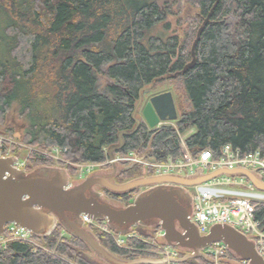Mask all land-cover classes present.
<instances>
[{
	"label": "trees",
	"instance_id": "1",
	"mask_svg": "<svg viewBox=\"0 0 264 264\" xmlns=\"http://www.w3.org/2000/svg\"><path fill=\"white\" fill-rule=\"evenodd\" d=\"M188 2L195 13L185 19L186 32L164 36L175 15L165 0H0V122L17 104L28 121L24 143L64 149V158L74 163L105 161V149L118 141V133L135 125L139 91L191 60L197 29L212 9L195 46L194 66L152 87L173 83L182 97L175 126L150 129L140 123L117 153L137 151L157 162L184 158L178 134L191 129L183 142L193 157L209 150L216 158L226 144L241 154L264 155V0ZM229 14L237 16L234 25L225 20ZM157 27L162 32L153 35ZM103 66L107 81L100 84ZM42 96L46 107L40 110ZM29 163L26 171L52 161L35 151ZM62 230L56 225L50 235L38 237L54 253L10 241L0 247V264H72L59 256L73 264H98L84 256L82 240L59 237ZM95 234L122 259L149 256L143 252L149 245L139 238L128 239L135 248L129 250ZM200 258L177 264H209Z\"/></svg>",
	"mask_w": 264,
	"mask_h": 264
},
{
	"label": "water",
	"instance_id": "2",
	"mask_svg": "<svg viewBox=\"0 0 264 264\" xmlns=\"http://www.w3.org/2000/svg\"><path fill=\"white\" fill-rule=\"evenodd\" d=\"M217 1H215L214 6ZM211 11L197 29L190 48L191 60L173 74H166L151 81L150 85L139 91V98L134 105L132 118L135 125L130 130L118 133V141L106 150V156L113 159L114 154L124 145V136L136 131L144 121L149 127H156L160 121L176 120L177 112L171 91L152 95L141 107V116H136L142 104V93L150 90L156 81L184 74L196 62L195 46L209 21ZM12 156L0 157V234L7 223L13 222L29 229L32 233L46 237L52 233L57 223L72 236L82 240L93 254L109 264H164L165 259L137 258L122 259L105 248L96 236L83 226L81 214L92 219L106 218L111 229L118 234H125L136 224L148 226L156 219L163 238L172 247L187 248L190 253L180 258H173L175 263L200 256L202 250L211 243L221 241L238 258L247 264H264L253 241L242 232L227 224H214L207 234L201 235L197 227L189 221L190 210L178 200V195L190 196L184 187H189L221 174H241L258 190L264 191V182L254 172L245 168L218 169L193 176L177 174L152 175L117 184L107 180L111 174L88 176L81 182L68 187L69 175L66 169L55 166H40L26 173L15 167ZM99 184L114 193L130 191L137 187L149 186L138 193L132 203L117 207L100 199L99 194L89 193L93 185Z\"/></svg>",
	"mask_w": 264,
	"mask_h": 264
},
{
	"label": "built area",
	"instance_id": "3",
	"mask_svg": "<svg viewBox=\"0 0 264 264\" xmlns=\"http://www.w3.org/2000/svg\"><path fill=\"white\" fill-rule=\"evenodd\" d=\"M172 126L175 125L172 124ZM179 137L181 138L180 135ZM7 142L12 143V140L8 139L6 134L0 133V156L8 155V152L5 151ZM17 144L20 145V143ZM182 146L186 154L184 158L173 159L169 157L166 161L157 162L145 156H136L133 151H130L124 154H115L113 159L106 158L105 163L142 164L148 167L155 175L177 174L193 176L198 171L204 174L218 169L245 168L254 172L264 182V155L258 150L241 154L238 150H233L229 144H226L222 147L221 154L216 158L212 156L209 150H203L199 155L193 157L186 150L183 140ZM49 150L50 152L46 150L39 152L59 162L66 161L63 157H59L62 149L52 147ZM68 163L79 167L81 175L84 172L83 169L87 173L104 162ZM14 165L17 168L23 167V164L18 163L16 159ZM190 188L192 208L188 219L197 227L201 235L207 234L214 224L230 225L254 242L257 252L264 260V191L256 189L241 174H221L202 183L194 184ZM258 212H261V216H258ZM81 219L87 227L110 234L111 229L105 218L94 220L87 214H81ZM128 237H134V235L128 234ZM37 240L38 237L29 229L18 226L15 223H8L0 234V247H5L10 241H22L29 245H37ZM113 240L118 247L133 249L132 246L125 247L122 242H119L114 237ZM153 247L156 246L153 244ZM145 250L143 249V251ZM204 250L215 264H219L221 260H226L228 257L233 258L237 262L247 264L246 261L237 258L221 241L210 244ZM159 252L157 249L150 250V253ZM174 255L175 253L169 250V252L163 253L162 259H165L167 264H176L171 261Z\"/></svg>",
	"mask_w": 264,
	"mask_h": 264
},
{
	"label": "rangeland",
	"instance_id": "4",
	"mask_svg": "<svg viewBox=\"0 0 264 264\" xmlns=\"http://www.w3.org/2000/svg\"><path fill=\"white\" fill-rule=\"evenodd\" d=\"M160 1H163V0H160ZM165 1H168V4L171 6L172 10L175 12V15L172 17V24H171L170 28L168 30L164 31L165 32L164 36H169V35H172V34H178V35L182 36V34H184L186 32L185 31V26L187 28L189 26V22L186 21L185 19L188 18L187 17L188 14H194L195 13L194 6L192 5V3L188 2V0H165ZM177 17H179V22L177 21ZM182 17H184V18H182ZM193 20H195V19H193ZM225 20H226L227 23H229L231 25H234L237 22V16H235L234 14H229L225 18ZM199 21L195 22V24H196L195 27L199 26ZM159 30H161L160 27H157V29L152 34L153 35H155V34L158 35L159 32H162V31H159ZM106 67L107 66H103L102 69H101V73L98 74V81H99L100 84H103L105 81H107V77L105 76ZM172 84L173 83L164 82V83H161L158 86H156V88L154 90H153V88H151L150 90L144 91L142 93V104H141L140 108L138 109V112H137L136 116L139 117V118H142L141 111H140L141 107H142L143 103L148 99V97L150 95H152L154 93H159V92H163V91L169 90V91H171L172 96H173V101H174V105H175L176 112H177V118H178L179 115H180V112L182 111V108L184 107V103H183L182 97L174 89ZM43 98L44 97L42 96V97H40L37 100V104H38V107L40 108V110L46 107L44 105ZM172 124H174V121H162L155 128H158V127H160L162 125H172ZM27 125H28V121L24 120L21 117L20 109H18V105L17 104H13L12 105L10 111H8L6 113L5 119L2 120V122H0V133L1 134H6V137L8 139L12 140V143H9V142L6 143L5 151L8 152V154H10L8 156H12L14 159L17 160L18 163H22L23 164L22 168H24V169L28 165H30V163L28 164V156L30 155V153L35 152V151L40 153L39 151H41V150H46V151L50 152L49 149L52 148V147H49V148L38 149L39 147H37V146H32V145H28V144L24 143L22 141V136L26 132ZM150 129H153V128H150ZM192 131L193 130L190 129L184 134L179 133V135L181 136V138L179 137L180 140L181 139L183 140ZM182 140H181V144H182ZM17 143H20V145L17 144ZM63 152H64V149L61 150L59 157H63L64 158ZM133 152L136 154V156H145L146 155V154H142V153L137 152V151H133ZM44 157H46V156H44ZM46 158H48V159H50L52 161V163H50L51 165H49V166L58 167L62 163V162L60 163L59 161H57V160H55L53 158H50V157H46ZM67 161H69V160H67ZM62 164H65V163H62ZM43 165H45V164H43ZM43 165L33 164V166H31L29 168V171H32V170L36 169L37 167H40V166H43ZM122 165H128V164H122ZM136 165H138L140 167V170L139 171H132V173H131V174H133L132 177L138 176V175H140L142 173H148V174H152L153 173L145 165H142V164H136ZM65 166L66 167L68 166L67 167L68 171H70L69 167L74 169V167L72 165L65 164ZM83 170H84V174H85V169H83ZM153 175H155V174H153ZM80 178L81 177H80V175L77 172H76L75 175H72V180H73V182H76L75 184L81 182ZM57 225H59V224H57ZM88 230L91 233H93L95 236H96L95 233H100V234L102 233L98 229L89 228ZM161 231L162 230L153 231L152 227H142V226L138 227V226H136V228L133 227L132 230L129 229V231H128L129 234L134 235V237H128V235L127 236H120V235L117 234V232L115 230H112V229L110 231V234L109 233L108 234L104 233V234L110 236L111 238L114 237L119 242H122L125 247L126 246L131 247L130 245H128V239L129 238H139V239H141L144 243L149 245V247H147L146 250L143 251V252L149 254V256H145L144 255V256H140L138 258L162 259L163 258V253L169 252V250L173 251L175 253V255L172 256L174 258H180V257H183L185 254L190 253V251L187 248H182V247L175 248V247L170 246L165 241V239L163 238V236H162L163 232L161 234ZM70 235L71 234L69 232H67L66 230H64V229L59 233V237H65V238H68V239H69ZM96 238L98 239L97 236H96ZM36 242H37L36 243L37 245H32L34 250L41 249L42 251L47 252V253H54L52 250L48 249L45 246V244L40 239H38ZM153 244L156 247H153ZM79 248H81V247H79ZM81 249L83 250L84 256H87L89 259L93 260L94 262H96L98 264H109L106 261L102 260L101 258L95 256L93 254V252L91 251V249L87 245H86V247H82ZM133 249H129V250H133ZM151 249H157L160 252L159 253H150ZM59 257L62 258V259H65L66 261H68V262L73 264V262L67 260L66 258L61 257V256H59ZM197 257H201L200 259H202L206 263L215 264L213 259L205 252V250H202L201 255L197 256ZM164 264H167V263H164ZM219 264H243V263L237 262V261L233 260V258L228 257V259H226V260H221V262H219Z\"/></svg>",
	"mask_w": 264,
	"mask_h": 264
},
{
	"label": "flooded vegetation",
	"instance_id": "5",
	"mask_svg": "<svg viewBox=\"0 0 264 264\" xmlns=\"http://www.w3.org/2000/svg\"><path fill=\"white\" fill-rule=\"evenodd\" d=\"M154 94H156V93H154ZM154 94H152V95H154ZM152 95H150L148 97V99L143 103L142 106L145 105V103L149 100V98ZM68 162H70V161H67V160L66 161H62V163L71 165ZM103 162H104L103 164H101L100 166H97V167L93 168L90 172H87L85 174H84V172H82L81 175H80V168L77 167V166H75V165H72V166L74 167V169H76L77 173L80 175V177H81L80 180L81 181L83 179H85L86 177H88V176H93V175H99V176H101L103 174H111V176L107 177V180L110 181V182H112V183L121 184V183H125L127 181H130V180H133V178L134 179H137V177L138 178H145V177H148V176H152L153 175V173L152 174L142 173V174H140L138 176L132 177L133 176V174H131L132 171H139L140 170V167L138 165H136V164L122 165L121 163H111V164H108V163H105V161H103ZM71 163H73V162H71ZM73 164H79V163H73ZM43 166H49V165H43ZM58 167L64 168L68 172L69 180H68V185L67 186L70 187V186L75 185L76 182H73L72 175L70 174V171H68V168L66 166H63V165H60ZM21 169H23L26 173L31 172V171H26V169H24V168H21ZM147 188H149V186H141V187H137L135 189H132L130 191L121 192V193H114V192L109 191L106 187H104L102 185L95 184V185H93L91 187L89 193H97V194H99L100 199L102 201L108 202V203H110V204H112L114 206H117V207H125V206L129 205L130 203H132L134 197L138 193L146 190ZM184 189L187 190V192H188V194L190 196V201L183 194L178 195V200L180 201V203L184 207H186L188 210L191 211V208H192L191 188L190 187H184ZM152 221L154 223L153 224H150L148 226H142L140 224L133 225L130 228V230H132L133 227L136 228V226H138V227L139 226H142V227H152L153 229L158 227L157 230H161V228L159 226V223H157V220L156 219H152L151 222ZM57 224H59V223H57ZM128 234H129V232L127 231L125 234H120V236H127Z\"/></svg>",
	"mask_w": 264,
	"mask_h": 264
}]
</instances>
